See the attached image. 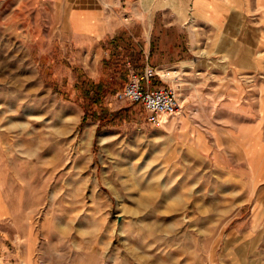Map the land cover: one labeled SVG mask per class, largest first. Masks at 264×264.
<instances>
[{
  "label": "rangeland",
  "instance_id": "374dc122",
  "mask_svg": "<svg viewBox=\"0 0 264 264\" xmlns=\"http://www.w3.org/2000/svg\"><path fill=\"white\" fill-rule=\"evenodd\" d=\"M224 2L220 30L171 7L190 54L151 78L180 102L155 125L114 99L144 68L72 53L58 0H0V264H264V159L218 127L254 103L228 65L264 67V0Z\"/></svg>",
  "mask_w": 264,
  "mask_h": 264
},
{
  "label": "crops",
  "instance_id": "0c3cea01",
  "mask_svg": "<svg viewBox=\"0 0 264 264\" xmlns=\"http://www.w3.org/2000/svg\"><path fill=\"white\" fill-rule=\"evenodd\" d=\"M188 1L193 15L215 30H220L230 15L229 5L224 0H58L67 8L72 53L97 57L99 51L110 52L113 56L129 57L133 68L139 70L146 65L177 67L188 60L190 47L185 19L179 9L177 12L171 9L180 8ZM207 2L218 7L220 13L214 15L212 8L209 11L213 15L206 12ZM228 66L233 87L227 99L241 95L242 89L245 91L241 81L247 80L245 82H256L247 92L254 103L251 101L249 110L244 112V108L223 110L222 115H218L221 118L218 127L240 145L242 162L253 167L257 164L255 157L264 159V76L255 80L253 73L264 67L260 68L255 59L248 63L234 60Z\"/></svg>",
  "mask_w": 264,
  "mask_h": 264
},
{
  "label": "built area",
  "instance_id": "2783aa9c",
  "mask_svg": "<svg viewBox=\"0 0 264 264\" xmlns=\"http://www.w3.org/2000/svg\"><path fill=\"white\" fill-rule=\"evenodd\" d=\"M157 68L146 65L138 75L131 72L119 91L114 94L116 101L138 103L146 113V118L155 125L164 123L162 117H169L180 109L179 96L171 86H154L151 78ZM159 76V75H158Z\"/></svg>",
  "mask_w": 264,
  "mask_h": 264
},
{
  "label": "trees",
  "instance_id": "16d2710c",
  "mask_svg": "<svg viewBox=\"0 0 264 264\" xmlns=\"http://www.w3.org/2000/svg\"><path fill=\"white\" fill-rule=\"evenodd\" d=\"M85 118H86V114H84V117H83V119L85 120Z\"/></svg>",
  "mask_w": 264,
  "mask_h": 264
}]
</instances>
